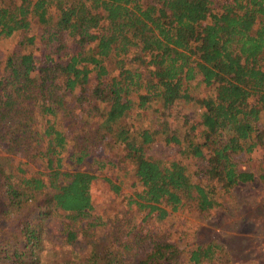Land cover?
Here are the masks:
<instances>
[{
	"label": "trees",
	"instance_id": "trees-1",
	"mask_svg": "<svg viewBox=\"0 0 264 264\" xmlns=\"http://www.w3.org/2000/svg\"><path fill=\"white\" fill-rule=\"evenodd\" d=\"M14 38L0 56V264H46L55 216L68 220V243L103 225L91 213L97 176L63 169L67 128L83 134L67 153L72 166L98 145L120 146L142 186L130 203L159 218L185 204L208 212L219 205L216 186L253 179L234 155L264 146V0H0V41ZM181 101L199 111L179 132L166 112ZM145 112L153 122L136 124ZM157 137L180 145V158L146 156ZM17 149L34 150L46 168L13 165ZM184 159L202 162L206 182ZM149 240L138 258L123 253L130 243L101 240L56 264H211L219 248Z\"/></svg>",
	"mask_w": 264,
	"mask_h": 264
},
{
	"label": "rangeland",
	"instance_id": "rangeland-1",
	"mask_svg": "<svg viewBox=\"0 0 264 264\" xmlns=\"http://www.w3.org/2000/svg\"><path fill=\"white\" fill-rule=\"evenodd\" d=\"M31 27L38 40L40 26L35 18L31 21ZM16 40L17 38L0 41L2 59L14 48ZM108 67L110 68L109 65ZM90 77L92 84L94 73H91ZM198 111L197 106L181 101L170 109V112L167 110L166 114L170 113L168 119L171 127L178 128L179 132H182L187 127L186 117H189L190 122L196 121ZM144 115H146L144 120H135V123L141 126L150 125L153 122V114L145 112ZM262 122L264 123V115ZM91 126H96L94 120ZM65 135L69 143L67 152L61 154L63 169L88 171L97 176L91 184L94 206L91 213L99 216L103 225L95 228L93 233L92 231L78 233L77 238L68 243L61 231L62 221L68 220L55 216L47 223L51 240L50 246L46 248L47 253L44 252L47 256L44 261L46 264L70 260L73 258V252L87 256L92 245L101 240L110 243V240H113L114 244H120L121 248L123 244L130 243L127 250L123 248V253L126 258L132 254H136L138 258L147 252V245L152 243L149 240L151 237L155 240L169 239L176 242L180 249H188L193 245L205 246L209 243L218 245L219 248L214 254L216 258L211 264H264V146H257L250 153L234 155L238 171L251 173L253 179L239 183L229 191L216 186L215 194L219 203L217 207L202 212L185 204L175 212L169 211L165 218H159L156 210L148 213V209H139L134 203H130V195L140 191L142 186L129 164L119 161L122 152L120 146H111V141L98 145L83 162L72 166L67 153L73 150L74 137L77 142H82L83 134L76 136L72 128H67ZM180 149V145L166 143L157 137L146 145L145 154L150 158L169 162L180 158ZM0 152H2L1 145ZM34 153V150L25 153L22 149H17L11 156V163L15 165L21 161L29 172L44 170L46 160ZM28 154L32 156L27 157ZM184 162L196 180L206 182L205 179L203 180L204 165L201 161L184 159ZM59 213L62 215L64 212ZM86 221L83 220L81 224L86 226ZM146 234L147 238L144 237ZM183 256L185 257L186 254ZM180 264L190 263L180 259Z\"/></svg>",
	"mask_w": 264,
	"mask_h": 264
}]
</instances>
